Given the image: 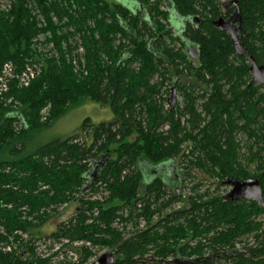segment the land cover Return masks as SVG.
<instances>
[{"label": "trees", "instance_id": "16d2710c", "mask_svg": "<svg viewBox=\"0 0 264 264\" xmlns=\"http://www.w3.org/2000/svg\"><path fill=\"white\" fill-rule=\"evenodd\" d=\"M131 2L0 0V76L7 62L15 73L0 94V264H46L28 232L39 238L54 217L62 220L53 238L118 249L116 264L174 256L264 264L262 206L218 190L227 176L257 177L264 190V84L251 81L249 58L215 24L239 13V41L264 63V0ZM28 65L38 74L25 86L16 75ZM86 99L108 105L114 118H86L80 133L26 151L29 134ZM165 162L177 164L178 182L160 173ZM187 176L197 179L190 188ZM77 250L84 261L93 254ZM151 254L157 259L144 261Z\"/></svg>", "mask_w": 264, "mask_h": 264}, {"label": "rangeland", "instance_id": "374dc122", "mask_svg": "<svg viewBox=\"0 0 264 264\" xmlns=\"http://www.w3.org/2000/svg\"><path fill=\"white\" fill-rule=\"evenodd\" d=\"M116 1H122V0H116ZM126 1L127 3H132L131 0H123ZM177 18V16H176ZM36 19L38 21V26H42L44 20L40 17V16H36ZM180 25V21L177 20H173L172 21V26L174 29V32L176 31V26L178 27ZM44 26V25H43ZM46 34L42 33L40 34V38H42L41 40H46L45 38ZM48 39V38H47ZM35 39H33V43H34ZM34 46V45H33ZM41 52V58L44 59V51H39L38 54L40 55ZM36 58V57H34ZM50 107L47 106L45 107L42 111L41 114H45L44 110H48V108ZM86 118H89L93 123H101V122H109L114 118L113 115V111L112 109L108 106V105H102L96 101H93L91 99H86L84 100L82 103L78 104V105H74L71 107V109H69V111L59 117L57 120L54 121V123L45 129H42L40 131H36L33 132L31 134H29L27 136V138L24 140L26 143V151H30L33 148L40 146L42 144H45L51 140H54L56 138H66L74 133H80L81 132V127L82 124L84 122V120ZM3 153V152H2ZM3 156H8L9 154H2ZM145 164V163H144ZM148 163H146L145 165H147ZM168 165L166 167L163 168V170H160V173H162L163 175L167 176V179L169 180V182H174L176 181V175H177V179H179L180 177H182V175L177 174L176 173V166L177 164H174V162H165L163 164L160 165ZM159 165V166H160ZM151 165L148 164V168ZM251 168H254V165L251 166ZM154 171L155 169L151 168L150 170L146 171V178L149 179V175L150 172ZM179 175V176H178ZM178 182V181H176ZM197 182V179H193V177H185L184 183L186 184L185 188H190L191 185H193L194 183ZM176 185V184H175ZM206 188H210V191L213 193V191L216 189V185H211V187L209 185H205L203 186V190H206ZM187 190V189H186ZM219 193L220 194H225L230 190V186H220L219 187ZM185 193V192H184ZM91 194V192L89 193ZM187 195H184V199H186ZM175 206L177 207V204H175ZM73 210H74V206L73 208H71L70 211H68L67 213H65L64 217L65 219H68L70 216H72L73 214ZM62 218V217H61ZM61 218L58 217H54L51 220H49L48 222H46L44 225H42L40 227V232L41 235H37V237L39 238H35L36 236L33 235L32 233L30 234L28 232V234L32 237V248H33V252L36 253L37 255L42 253L44 256L43 258H45L44 260L46 261V264H89L90 262L94 261L98 256H100L101 254H99L100 252H105L108 249L104 248L101 250H98L96 248L95 251H93L92 256L87 260L84 261L83 257H80V259L74 260L70 257H66L67 262H64L61 259H54L52 255H48V253L46 252V245L49 244V241L52 239V233L56 230L57 225L60 223V221L62 220ZM256 220L261 222V231H264V213H261L259 215H257ZM19 234H21V232H19ZM24 238H27L25 236H23ZM246 241H248L249 244H252L254 242V237L251 236H247L245 237ZM240 245H243L242 243H240ZM25 251V248L22 247ZM41 251V252H40ZM221 259V263H223L224 259L222 258H218ZM92 260V261H91Z\"/></svg>", "mask_w": 264, "mask_h": 264}, {"label": "water", "instance_id": "95a60500", "mask_svg": "<svg viewBox=\"0 0 264 264\" xmlns=\"http://www.w3.org/2000/svg\"><path fill=\"white\" fill-rule=\"evenodd\" d=\"M194 20L196 23H199L198 16H195ZM215 24L218 26L219 29H221L222 31H226L233 36L235 40L236 52L238 54L245 55L249 58L250 72L252 74V82H258L260 84H264V63L257 62L256 59L248 53L245 45L241 41H239V35L242 28L239 13L236 12L230 18H225L221 16L215 20ZM189 52L193 58L198 57V49L195 46H192L189 49ZM170 98L172 104H174L177 100V95L175 90H173ZM99 166L100 165L97 164L94 166L93 174L90 176L91 181L86 186L87 188L95 181L96 173L99 169ZM165 166L168 165L166 164ZM176 173L177 174L180 173L179 169L177 168H176ZM175 180L179 181L180 178L177 179V175H176ZM223 183L230 186V190L225 194L226 199L231 201L240 200V199L255 201L262 206L264 213V190L262 187L261 180L259 178L252 177V178L240 180L233 176H227L226 178H224ZM206 258L210 260L213 258V255L207 256ZM198 260H199L198 258H190L187 259L186 263L192 261L196 262ZM164 262H166V264H169V262L166 260ZM175 262H177V260H175ZM113 263H114V254L112 252H106L91 264H113Z\"/></svg>", "mask_w": 264, "mask_h": 264}, {"label": "built area", "instance_id": "2783aa9c", "mask_svg": "<svg viewBox=\"0 0 264 264\" xmlns=\"http://www.w3.org/2000/svg\"><path fill=\"white\" fill-rule=\"evenodd\" d=\"M36 67L28 65L26 70H24L20 75H16V77L20 80V84L25 85V86H29L31 81L38 74ZM13 77H15L14 66L12 63L7 62L4 64L3 69H2V74L0 76V94L4 91L6 92L9 90L8 82ZM44 113H45L44 115H47L46 110H44ZM89 197L93 200L100 198L97 194H93V193L88 194L87 198H89ZM24 236L27 237L26 234H24ZM83 245L92 248L93 251L96 250V248H94L93 244L90 243L89 241L76 240V241L72 242V241H69L68 239L56 240L55 238L52 237V239L49 241V244L46 245V252L48 253V255L54 256L53 257L54 259L59 258V259L63 260L64 262H67L66 257H70V258L78 261V259H80V254H79V251L77 250V248H79ZM8 249L11 250V247L9 246ZM99 254H102V252H100ZM40 255L42 257L44 256L42 253H40ZM94 261H92V262H94ZM92 262H90V263H92Z\"/></svg>", "mask_w": 264, "mask_h": 264}, {"label": "flooded vegetation", "instance_id": "af4514ba", "mask_svg": "<svg viewBox=\"0 0 264 264\" xmlns=\"http://www.w3.org/2000/svg\"><path fill=\"white\" fill-rule=\"evenodd\" d=\"M233 5L234 4H232V2H231V4H229L228 5V7H233ZM235 13H233V14H231V16L230 17H232L233 15H234ZM229 17V18H230ZM175 20H177V18L175 19ZM192 46H194V45H191L188 49H190ZM189 54H190V52H189ZM251 81H252V79H251ZM258 83V82H257ZM176 95H177V93H176ZM177 98H179V96L177 95ZM238 247H241V245L240 246H238ZM106 252H112L113 254H114V263L113 264H116L117 262H118V259H119V250L118 249H108L107 251H105V252H103L101 255H103L104 253H106ZM100 255V256H101ZM100 256H98L97 258H96V260L100 257ZM157 258H154L153 256H152V254L151 255H149V256H147V260H144V261H146V262H153V260H156ZM187 259H190V258H188V257H185V256H174V257H169V258H167V259H163L164 261L166 260V261H168L169 262V264H182V262H183V264H194L195 262H189V263H186V261H187ZM95 260V261H96ZM175 260H177V262H175ZM93 263V262H92ZM91 264V263H90ZM164 264H166V262H164Z\"/></svg>", "mask_w": 264, "mask_h": 264}]
</instances>
